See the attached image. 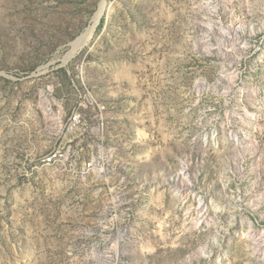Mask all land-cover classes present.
Segmentation results:
<instances>
[{"label": "rangeland", "instance_id": "obj_1", "mask_svg": "<svg viewBox=\"0 0 264 264\" xmlns=\"http://www.w3.org/2000/svg\"><path fill=\"white\" fill-rule=\"evenodd\" d=\"M0 264H264V0H0Z\"/></svg>", "mask_w": 264, "mask_h": 264}, {"label": "bare ground", "instance_id": "obj_2", "mask_svg": "<svg viewBox=\"0 0 264 264\" xmlns=\"http://www.w3.org/2000/svg\"><path fill=\"white\" fill-rule=\"evenodd\" d=\"M103 11H104V5L101 6L100 11H99V13L96 16V23L98 22V19L102 16ZM95 26L96 25H94L91 28L87 29L86 32L81 37H79L77 39V41H75L73 43L74 44V46H72L73 47V51L71 50L72 54L74 52H76L77 50L81 49L83 46H85L90 41V39L92 38V35L94 33ZM51 157L57 158L58 154L54 153Z\"/></svg>", "mask_w": 264, "mask_h": 264}, {"label": "built area", "instance_id": "obj_3", "mask_svg": "<svg viewBox=\"0 0 264 264\" xmlns=\"http://www.w3.org/2000/svg\"><path fill=\"white\" fill-rule=\"evenodd\" d=\"M81 124H82V120L80 114H75L71 119V123L67 127V131L70 133L74 132L81 126ZM59 150H63V149H59ZM92 168H93V162H88V164H86L85 166V169L87 170H90Z\"/></svg>", "mask_w": 264, "mask_h": 264}]
</instances>
